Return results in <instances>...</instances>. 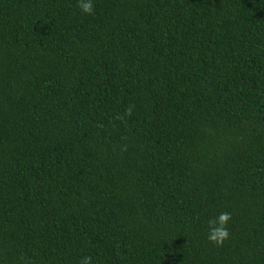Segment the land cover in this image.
Segmentation results:
<instances>
[{
    "label": "trees",
    "instance_id": "obj_1",
    "mask_svg": "<svg viewBox=\"0 0 264 264\" xmlns=\"http://www.w3.org/2000/svg\"><path fill=\"white\" fill-rule=\"evenodd\" d=\"M92 2L0 0V264H264V0Z\"/></svg>",
    "mask_w": 264,
    "mask_h": 264
},
{
    "label": "clouds",
    "instance_id": "obj_2",
    "mask_svg": "<svg viewBox=\"0 0 264 264\" xmlns=\"http://www.w3.org/2000/svg\"><path fill=\"white\" fill-rule=\"evenodd\" d=\"M80 10L87 15H95V5L92 0H78L77 5ZM134 105H130L124 115H120L117 119L124 120L125 115L133 114ZM121 151H127V146H123ZM232 215L229 212H221L217 217L208 221V240L216 247H223L225 242L230 239L228 225L232 220ZM80 264H92V257H84Z\"/></svg>",
    "mask_w": 264,
    "mask_h": 264
}]
</instances>
